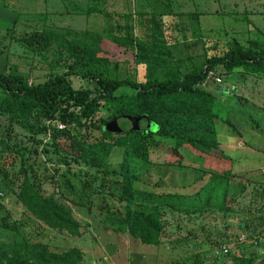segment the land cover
<instances>
[{
  "label": "rangeland",
  "instance_id": "obj_1",
  "mask_svg": "<svg viewBox=\"0 0 264 264\" xmlns=\"http://www.w3.org/2000/svg\"><path fill=\"white\" fill-rule=\"evenodd\" d=\"M89 2L0 0L8 12L0 14V21L6 27L10 25L7 31L0 28V50L10 54L9 62L15 72L41 81L48 71L60 73L65 70L63 64L56 62L58 57L52 54H59L62 61H66L69 50L54 44L33 60L32 55L14 40L20 32L41 31L43 27L68 41L78 42L82 37L98 34L100 41L94 43L100 51L98 56L110 61L105 76L136 82L163 80L201 65L205 60L203 50L208 44L195 40L208 35L213 36L212 41L221 38L216 52L211 49L212 53L222 51L225 32L245 45L249 38L264 42V0H143L136 4L135 0H107L100 6L109 13L106 17L97 12L85 15V11L92 8ZM11 8L21 14L20 17L16 15L19 19L16 25L6 21L15 17L9 11ZM135 10H139L137 16ZM225 13L230 16L224 18ZM130 37L148 42L156 52L144 56L147 61L136 63L137 50L112 41ZM76 46L72 43L73 48ZM18 55L26 57L19 58ZM175 59H179L177 69L175 65L163 63ZM30 65L34 68L31 71ZM221 70L216 68L222 83H210L206 88L215 95L214 112L219 118L215 131L220 145H202L206 148L217 146L228 158L231 150L234 162L230 169L243 177L231 181L227 210L220 211L211 206L201 211L202 201L197 206L196 202H185L180 198L178 200L184 202L177 204L178 201L166 202L167 199H159L153 194V191L166 193L167 190L161 188L163 185H172L174 181V185L179 186L188 178L196 182L194 188L199 187L202 179L198 169L182 168V157L178 155L179 159H176L179 151L177 153L173 148L181 147L180 154L183 150L188 152L187 163L191 158L210 159V155L196 156L185 145L165 138L156 129L146 141V151L152 155L150 161L159 164L176 159V163L157 166L156 176L148 167L150 177L144 174L146 181H142L141 167L151 162L140 160L137 148L130 145L132 136L125 139L126 146H117L116 140L123 135L106 138L98 131L62 123L58 118L46 120L37 110L23 121L0 114V247L9 251L24 244H42L56 254L78 248L83 253L79 264H264V75L246 74L241 70L225 75ZM70 83L76 90H98L94 81L72 77ZM134 94L135 90L122 88L114 96ZM3 99L0 90V103ZM109 108L136 113L144 109L156 111L160 106L151 102L105 98L97 111L103 114ZM124 119L130 124L132 118L124 115ZM226 120L242 130L232 134L231 127L221 123ZM59 124L62 129L58 128ZM135 139L140 142L142 138ZM237 140L243 147H236ZM97 159L104 160L106 175L93 164L99 162ZM161 176L164 178L160 180ZM25 177L44 195L71 212L81 226V236L49 227L26 208L19 197ZM167 177L171 183H167L169 179L165 182ZM127 179L131 182L129 188ZM247 179L250 183L246 185ZM204 182H200V188ZM207 185L214 184L209 181ZM218 193L209 200L216 199L214 202L218 204ZM129 202L134 210L159 208V215H162L159 242L158 236L153 237L156 242L152 245L143 244L145 236L130 231L133 223L127 221L125 210ZM222 247H226L228 253L215 254Z\"/></svg>",
  "mask_w": 264,
  "mask_h": 264
},
{
  "label": "trees",
  "instance_id": "obj_2",
  "mask_svg": "<svg viewBox=\"0 0 264 264\" xmlns=\"http://www.w3.org/2000/svg\"><path fill=\"white\" fill-rule=\"evenodd\" d=\"M88 1L92 4L90 6L92 8L87 9L85 13L83 12L85 15L97 12L99 16H109L104 6L100 7L107 0ZM138 2H143V0H135V4ZM212 2H215V0H212ZM222 8H224L223 4ZM11 10L18 14V17L21 16L16 9L11 8ZM168 11L171 12L170 8H168ZM151 12L154 15L156 14L155 11L151 10ZM134 13L137 16L139 10H135ZM223 16L224 18L229 17L230 14H223ZM245 18L247 23L250 24L251 21L248 16ZM18 21L19 19L17 18L14 25L19 23ZM19 35V37L14 38L15 42L20 48L29 52L33 60L39 56V53L50 50L54 44L65 48L67 51L69 50V56L66 61H62L61 55L52 54L58 57L56 62L63 64L65 70L60 73L48 71L46 73L48 75L40 81L38 78L35 80L30 79L29 76L15 72V67L9 62L10 54L7 51L5 53L1 49L0 53L6 54L7 63L5 71L0 72V90L4 94V99L0 103V114L7 116L11 120L23 121L26 120L33 110H37L39 115L46 120L58 118L62 123H74L80 128L98 131L106 138L115 135L103 130V126L108 121L124 115L131 118L142 117L144 130L142 132L130 131L117 134L123 136L116 140V145L126 146L127 140L125 139L132 136L131 147L137 148L140 160L147 162L149 153L146 151V141L156 129L165 138L173 139L179 145H185L187 149L192 150L198 157L210 155L209 160L203 159V164L211 166V170H215L217 164L222 162V175H213L211 178V182L222 190L219 196L220 201L217 204L214 202L216 199L213 202L209 200L214 195V189L208 186L205 188V193L202 194L203 197L201 196L203 201L200 210H208L211 206L218 207L220 211L227 210L225 206H227L229 180L232 178V174L229 173L232 161L220 156L221 154L217 152L216 146L206 148L202 145L209 144L210 146L218 142L213 122L215 95L213 92L206 91V88L203 89L200 84L207 73L210 70L216 71L217 67H220L225 75H230L235 70H241L251 75H264V42L249 38L246 40L245 45L239 38L230 37L229 33L225 32L226 41L221 46L222 51L215 53L217 45L221 43L220 39L212 41L208 36L202 37L195 40V42L200 44H208L203 50L205 60L201 65L185 72H177V74H172L163 80L154 79L136 82L109 79L105 76V71L110 61L98 56L100 51L94 45L95 42L100 41L98 34H92L90 38L82 37L78 42L73 39L68 41L57 33L49 32L45 27L41 31L20 32ZM112 41L130 50H137L138 58L136 63L147 61L144 56L156 52L148 42H143L138 38H114ZM72 43L77 45L76 48L72 47ZM211 49L215 52L212 53ZM18 57L25 58L26 56L18 55ZM31 57L30 60L32 62ZM39 60L42 61L40 57ZM178 62L179 59H175L173 62L166 61L163 63H168L171 67L175 65L177 69L178 64L176 63ZM28 68L30 71L34 69L32 65ZM72 77L94 81L98 85V90L95 92L88 89L76 90L70 83V78ZM122 88L133 89L135 94L115 97L114 93ZM92 93L95 94L91 97ZM105 98L118 99L119 101L151 102L159 105L160 108L156 111L144 109L136 113L125 112L123 109L114 110L109 108L107 112L102 114L97 111V107L101 104V100ZM123 124L128 127L127 122H123ZM149 126H151L150 129L147 128ZM138 137L142 138L140 142L135 139ZM177 156L178 154L175 156L176 159H179ZM98 161V163L94 161L93 164L101 168L102 173L106 175L108 172L105 170L104 160L99 159ZM171 161L176 163L173 160ZM126 183L127 188H129L131 182L128 180ZM195 183L193 181L192 185H190L192 191H198L200 188V183L198 188H194ZM19 197L26 208L49 227L56 230H66L75 237L81 236V226L73 219L71 212L52 197L44 195L40 188L28 177L24 178ZM124 197H126V194H124ZM126 207H131L130 202L127 203ZM126 207L127 221L133 223L130 231H136L137 235L139 233L142 236L144 235L146 239L143 244L152 245L153 242H156L155 238L158 236L159 242L162 236V215H159V208L155 206L153 209L147 210L142 207L141 210H134L131 207L130 210ZM82 259L83 253L78 248H71L56 254L50 252L42 244H24L18 248H11L9 251L0 247V264H79Z\"/></svg>",
  "mask_w": 264,
  "mask_h": 264
},
{
  "label": "crops",
  "instance_id": "obj_3",
  "mask_svg": "<svg viewBox=\"0 0 264 264\" xmlns=\"http://www.w3.org/2000/svg\"><path fill=\"white\" fill-rule=\"evenodd\" d=\"M2 4V3H1ZM0 4V14L2 13H4V14H8V12L2 7V5ZM4 10H3V9ZM9 10V9H8ZM9 11H11L13 14H14V16L15 17H13L12 19H6V21L7 22H9L11 25H14L15 24V21H16V13L14 12V11H12L11 9L9 10ZM3 14V15H4ZM10 25H7V27H6V24L5 23H3L2 21H0V28H5V31H7L6 29H8V27H9ZM249 26H250V24H249ZM215 32H216V30H215ZM205 37H207V36H205ZM208 38L210 39V40H212V38H213V36H210V35H208ZM218 39H221V38H215V39H213L214 41L215 40H218ZM6 63H7V57H6V54L5 53H3V54H1L0 53V72H4L5 71V69H6ZM215 102H216V100H215ZM214 107H215V104H214ZM214 107H213V114H214V120H213V122H214V128L216 127V123L219 121L218 119V115L216 114V112H214ZM221 122V121H220ZM221 123H223V124H226L228 127H231V129H232V131H231V133L232 134H237V133H239L240 132V130H242V129H238L237 127H235V126H233V125H231L232 123H230L228 120H226L225 122L224 121H222ZM216 132V131H215ZM217 134V133H216ZM218 143H217V146L219 147V145H220V141H217ZM235 145H236V147H243V144H242V142L240 141V140H237V142L235 143ZM216 146V148H217V152H219V154H221L220 156H222V157H225V158H227V159H229V160H231L232 161V163L234 162V160L233 159H231V158H233L232 157V151L231 150H229V156H230V158H228V156H226L225 154H223V152L220 150V148H218ZM228 148V147H227ZM230 148H235L234 146H231ZM177 153H178V151H179V153H178V155H181V157H182V162L180 163V166H182V168H188V169H198V171H199V173H200V175H201V177H200V179H202V180H200V182L201 181H205L204 182V184L202 185V187H201V189L199 188V190L198 191H192V189L190 188V185H192V182H191V179L190 178H188V179H185V180H183L182 181V185H174L175 183H174V181H173V184L172 185H170V184H168V185H163L161 188L162 189H164V190H167L166 191V193L164 192V193H161V192H156V191H153V194L154 195H158L157 197L159 198V199H162V198H160V197H163L164 198V200L165 199H167V200H165L166 202L167 201H172V202H174V201H178V203L177 204H180V202H184V201H179L178 199H180V198H182V199H184L185 200V202H196V205L197 206H200V204H201V201H203V199H202V194H204L205 193V188H207L208 187V182L209 181H211V178L213 177V175H222L221 174V169H222V167H223V163L222 162H219L218 164H217V168H215V170H211V169H209L210 168V166H205L204 164H203V161H201V160H194L195 158H191V160H190V162L189 163H187L189 160H187L188 159V156L186 155V153H188V152H184V151H186V150H183L182 151V153L180 154V149H182L181 147L180 148H173ZM178 150V151H177ZM165 153H167V149H166V152ZM151 153L149 152V161H150V159H151ZM169 158V157H168ZM166 160V158H164V161ZM151 162V161H150ZM143 163H148V162H144L143 161ZM185 163V164H184ZM195 163H197L199 166H196V164ZM167 164H171V162H164V163H157V162H155L154 163V161H152L150 164L148 163L147 165L146 164H144L143 165V167H141L142 169H141V172H143L142 173V181H146V180H144V174L149 178L150 177V175H149V169H148V167L151 169V170H153V171H155V169L157 168V166H162V165H164V166H166ZM146 165V166H145ZM194 165V166H193ZM202 169H203V172H204V174H203V172H202ZM157 172H159L158 170L157 171H155V176H156V173ZM229 173H231L232 174V178H231V180H229V186H230V184H231V181H234V180H238L239 178H243V177H239L240 175H238L235 171H234V173L232 172V169H230V172ZM228 173V174H229ZM227 174V175H228ZM161 178L163 179L164 177H160V180H161ZM169 179V180H168ZM204 179H206V180H204ZM154 180H155V177H154ZM167 180H168V182H167ZM245 180V179H244ZM165 182H167V183H171V180H170V178L169 177H167V178H165ZM199 182V183H200ZM246 185L247 184H249L250 182H249V180L247 179L246 181ZM228 186V187H229ZM211 187H213V189H214V195L212 196V199H213V197L214 196H216L217 195V192H219L218 194L219 195H221L220 193H222V190H220L219 188H217V186L216 185H211ZM230 188V187H229ZM233 187H231V189H232ZM228 191H229V189H228ZM156 193V194H155ZM147 195H149V196H151L152 197V194H148V193H146ZM228 194V193H227ZM201 197V198H200ZM202 199V200H201ZM227 200H228V197H227ZM175 203V202H174ZM188 208V207H187ZM182 210V209H181ZM162 219V218H161Z\"/></svg>",
  "mask_w": 264,
  "mask_h": 264
},
{
  "label": "water",
  "instance_id": "obj_4",
  "mask_svg": "<svg viewBox=\"0 0 264 264\" xmlns=\"http://www.w3.org/2000/svg\"><path fill=\"white\" fill-rule=\"evenodd\" d=\"M123 122H125L124 116L117 117L113 120L108 121L104 126L103 130L110 134H123L130 131L142 132L144 127L142 126V117L132 118L128 127H125ZM149 128V127H147Z\"/></svg>",
  "mask_w": 264,
  "mask_h": 264
},
{
  "label": "built area",
  "instance_id": "obj_5",
  "mask_svg": "<svg viewBox=\"0 0 264 264\" xmlns=\"http://www.w3.org/2000/svg\"><path fill=\"white\" fill-rule=\"evenodd\" d=\"M209 83H214L215 85L221 84L222 83V79L219 77V75L216 73L215 70H210L205 79L203 80V82L200 84V86H202L203 89L207 88ZM59 129H62L63 126L61 124H59L58 126ZM226 254L228 253V249L226 247H222L221 250L219 252H216L215 254Z\"/></svg>",
  "mask_w": 264,
  "mask_h": 264
}]
</instances>
